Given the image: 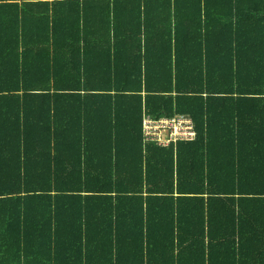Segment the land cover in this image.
<instances>
[{
	"label": "trees",
	"instance_id": "obj_1",
	"mask_svg": "<svg viewBox=\"0 0 264 264\" xmlns=\"http://www.w3.org/2000/svg\"><path fill=\"white\" fill-rule=\"evenodd\" d=\"M0 264H264V0H0Z\"/></svg>",
	"mask_w": 264,
	"mask_h": 264
},
{
	"label": "built area",
	"instance_id": "obj_2",
	"mask_svg": "<svg viewBox=\"0 0 264 264\" xmlns=\"http://www.w3.org/2000/svg\"><path fill=\"white\" fill-rule=\"evenodd\" d=\"M145 137L158 145L167 146L178 140H192L195 136L189 116L179 117H145L143 120Z\"/></svg>",
	"mask_w": 264,
	"mask_h": 264
}]
</instances>
